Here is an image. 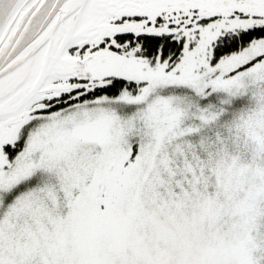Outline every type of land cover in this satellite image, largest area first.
I'll list each match as a JSON object with an SVG mask.
<instances>
[{
	"label": "snow or ice",
	"instance_id": "1",
	"mask_svg": "<svg viewBox=\"0 0 264 264\" xmlns=\"http://www.w3.org/2000/svg\"><path fill=\"white\" fill-rule=\"evenodd\" d=\"M0 264H264V0H0Z\"/></svg>",
	"mask_w": 264,
	"mask_h": 264
}]
</instances>
